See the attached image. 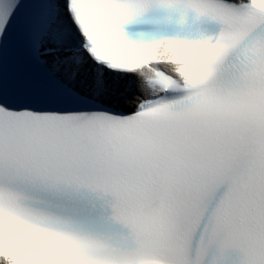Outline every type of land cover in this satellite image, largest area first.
Wrapping results in <instances>:
<instances>
[{"label":"snow or ice","instance_id":"6c2138e0","mask_svg":"<svg viewBox=\"0 0 264 264\" xmlns=\"http://www.w3.org/2000/svg\"><path fill=\"white\" fill-rule=\"evenodd\" d=\"M0 264H264V0H0Z\"/></svg>","mask_w":264,"mask_h":264},{"label":"clouds","instance_id":"9594fccd","mask_svg":"<svg viewBox=\"0 0 264 264\" xmlns=\"http://www.w3.org/2000/svg\"><path fill=\"white\" fill-rule=\"evenodd\" d=\"M166 48L169 46H165ZM171 51H166L164 48L159 49L158 50V55L160 58L162 59H172V58H176V59H184V54L180 53L178 49H176L175 45H171ZM193 75H195L196 73L193 71L192 72Z\"/></svg>","mask_w":264,"mask_h":264}]
</instances>
